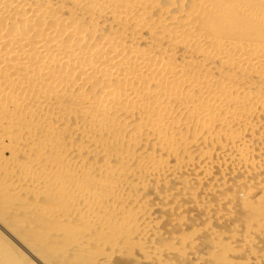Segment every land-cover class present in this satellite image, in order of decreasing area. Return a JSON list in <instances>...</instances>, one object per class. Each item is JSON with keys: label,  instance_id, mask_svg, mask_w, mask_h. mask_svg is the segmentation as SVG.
I'll return each mask as SVG.
<instances>
[{"label": "bare ground", "instance_id": "bare-ground-1", "mask_svg": "<svg viewBox=\"0 0 264 264\" xmlns=\"http://www.w3.org/2000/svg\"><path fill=\"white\" fill-rule=\"evenodd\" d=\"M0 262L264 264V0H0Z\"/></svg>", "mask_w": 264, "mask_h": 264}, {"label": "rangeland", "instance_id": "rangeland-1", "mask_svg": "<svg viewBox=\"0 0 264 264\" xmlns=\"http://www.w3.org/2000/svg\"><path fill=\"white\" fill-rule=\"evenodd\" d=\"M0 263H1V262H0ZM123 263H124V262H122L121 264H123ZM1 264H6V263L3 262V263H1ZM8 264H11V263L8 262ZM13 264H18V263H16V262L14 263V262H13ZM20 264H21V263H20ZM124 264H127V263H124Z\"/></svg>", "mask_w": 264, "mask_h": 264}]
</instances>
